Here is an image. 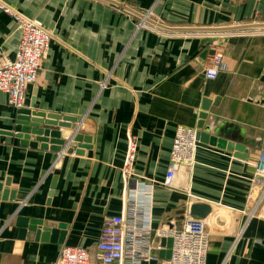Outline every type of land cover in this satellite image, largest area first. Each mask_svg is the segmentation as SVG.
I'll return each mask as SVG.
<instances>
[{
	"label": "crops",
	"instance_id": "0c3cea01",
	"mask_svg": "<svg viewBox=\"0 0 264 264\" xmlns=\"http://www.w3.org/2000/svg\"><path fill=\"white\" fill-rule=\"evenodd\" d=\"M2 1L52 35L24 108L34 103V111L75 117V132L91 141L72 153L67 143L59 153L23 146L12 134L17 111L0 92V184L8 181L14 193L3 198L0 191V264H56L63 246L94 255L106 216L137 207L154 234L179 228L192 204L210 206L200 219L206 264H264V204L251 216L264 188V181L252 184L264 150V28L160 32L137 28L140 17L105 0ZM114 1L176 29L264 24V0ZM19 38L15 21L0 11V63L14 58ZM212 43L221 45L226 69L205 80ZM202 112L201 131L207 127L231 152L198 142L192 171L163 187L176 128H197ZM86 120L91 130H84ZM56 129L66 142L74 133ZM128 134L138 148L126 184ZM20 217L61 224V243L23 240L15 247Z\"/></svg>",
	"mask_w": 264,
	"mask_h": 264
},
{
	"label": "built area",
	"instance_id": "2783aa9c",
	"mask_svg": "<svg viewBox=\"0 0 264 264\" xmlns=\"http://www.w3.org/2000/svg\"><path fill=\"white\" fill-rule=\"evenodd\" d=\"M0 11L15 21L20 34L14 58L0 63V92L6 94L9 105L17 111L24 108L26 90L38 77L40 64L49 51L52 35L40 23L24 17L2 0ZM137 28L160 31L145 22L137 24ZM211 48L213 55L203 68L205 80H215L219 72L226 69L221 45L212 43ZM197 134L196 128H176L163 187L172 188L173 179L180 171H192L196 164ZM137 148L136 137L128 134L121 167L122 178L126 184L133 174ZM256 161L252 184L257 180L264 181V150ZM188 197L192 199L189 193ZM262 204L264 188L251 216ZM99 232L94 255L88 249L63 246L56 264H206L208 234L204 229V221L190 215L185 217L179 228L162 227L152 234L150 227L142 223L137 207H124L119 215L106 216ZM155 236L171 239L169 259L159 257L163 248L159 243L153 246Z\"/></svg>",
	"mask_w": 264,
	"mask_h": 264
},
{
	"label": "water",
	"instance_id": "95a60500",
	"mask_svg": "<svg viewBox=\"0 0 264 264\" xmlns=\"http://www.w3.org/2000/svg\"><path fill=\"white\" fill-rule=\"evenodd\" d=\"M111 4H115L116 6H119L120 8L124 9L128 13H132L137 15L141 18L142 22L148 23L154 27H156L159 30H166V31H181V30H192V31H208V32H231L236 30H244L248 28H264V24H248V25H240V26H231L228 28H198V29H190V28H171L166 25H161L158 22L152 20L148 16L138 14L132 9H129L128 7L122 5L121 3L117 1L112 0H105ZM213 54V53H211ZM262 82H264V73ZM211 102L209 100L203 101L202 110L204 112H207L209 109V105ZM34 103H31L30 108H21L17 110V121L16 125L13 131V135L20 139V143L23 146L34 148L37 147L39 144V148L43 150H52L56 153L61 152L63 149H65V145L67 143L68 150L67 153L74 152L75 148L79 149H88L89 143L91 141L89 136H83L81 134H78L75 132L77 129V119L75 117H64L56 114H45L38 111L33 110ZM202 112L200 114V122L196 129H198L197 139L198 142H203L211 146H215L217 148L226 149L227 151L231 152L232 145L228 144L225 140L222 138H217L212 135H209L206 131L208 130L207 127H205L206 131L203 132V123L206 119L207 115L206 113ZM89 121H85V127L84 130H91L89 128ZM41 125L47 126V127H55V128H43ZM56 128H70L74 131L73 135L69 138V141L66 142V140H63L62 133L59 132ZM50 145V146H49ZM77 152V150H76ZM3 184H0V191L3 194V198L9 197L12 199L13 192H10V190L7 188L10 184L8 181H6ZM7 186V187H6ZM188 213L196 218L203 219L206 214L210 213V206L203 204H192L189 207ZM264 213V212H263ZM15 227L18 229V242L15 247H20L21 241L27 240V241H37L41 240L42 242H59L61 243L62 237L65 235V233L60 232V230L64 227L61 224L57 226L55 222L48 223L42 220H30L25 217L17 218ZM58 228V229H57ZM159 243L160 247L163 248L162 251L159 252V257L162 259H169L170 257V249H171V239H165V238H159L157 236L153 239V246Z\"/></svg>",
	"mask_w": 264,
	"mask_h": 264
}]
</instances>
